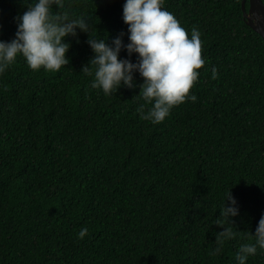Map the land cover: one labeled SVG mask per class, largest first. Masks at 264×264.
<instances>
[{"label": "trees", "instance_id": "1", "mask_svg": "<svg viewBox=\"0 0 264 264\" xmlns=\"http://www.w3.org/2000/svg\"><path fill=\"white\" fill-rule=\"evenodd\" d=\"M242 1L165 0L189 36L201 33L206 63L197 101L160 125L137 114L138 75L135 91L105 96L94 69L82 73L88 39L128 43L125 0H71L93 30L66 41L69 65L35 73L20 58L0 77V264H236L264 216V42ZM28 3L0 0V41ZM229 190L241 235L213 256Z\"/></svg>", "mask_w": 264, "mask_h": 264}, {"label": "clouds", "instance_id": "2", "mask_svg": "<svg viewBox=\"0 0 264 264\" xmlns=\"http://www.w3.org/2000/svg\"><path fill=\"white\" fill-rule=\"evenodd\" d=\"M122 19L127 27L128 43L124 44L123 34L111 45L100 38L88 39L93 59L82 73L93 76L94 69L91 88L105 96H116L121 89L135 91L138 75L143 80L138 98L145 103L137 109V114L152 125L163 124L174 109L197 101L190 93L206 63L202 57L201 33L194 28L189 36L165 10V0H125ZM14 22L17 25L14 39L0 41V77L20 58L32 72L59 73L70 63L67 57L71 45L66 41L71 38L79 44V34H90L93 30L89 18L71 10V0H30L27 11ZM122 52L128 59H121ZM133 56L135 63L131 62ZM218 78L217 70L212 69V79ZM223 202V219L218 223L224 231L217 236L221 247L213 250V256L220 255L225 242L241 235L234 227L240 217L238 200L229 190ZM229 222L233 226L225 227ZM245 234L250 242L239 247L236 264H248L250 257L264 252V216L254 235ZM87 235L88 229L84 228L79 238L83 240Z\"/></svg>", "mask_w": 264, "mask_h": 264}, {"label": "water", "instance_id": "3", "mask_svg": "<svg viewBox=\"0 0 264 264\" xmlns=\"http://www.w3.org/2000/svg\"><path fill=\"white\" fill-rule=\"evenodd\" d=\"M248 1L249 9L245 5ZM242 13L246 25L264 42V2L263 0H243Z\"/></svg>", "mask_w": 264, "mask_h": 264}]
</instances>
